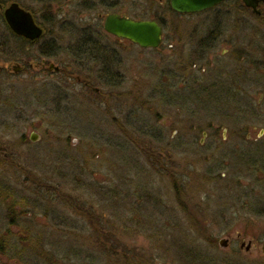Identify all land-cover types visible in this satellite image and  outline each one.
<instances>
[{"label":"rangeland","instance_id":"374dc122","mask_svg":"<svg viewBox=\"0 0 264 264\" xmlns=\"http://www.w3.org/2000/svg\"><path fill=\"white\" fill-rule=\"evenodd\" d=\"M42 1L20 0L44 29L27 48L52 56L0 58V234L16 243L0 264H264L235 241H264V22L239 0L190 15L168 0ZM152 12L159 48L103 29L108 13ZM96 23L111 74L67 54L65 30ZM207 33L213 66L193 68Z\"/></svg>","mask_w":264,"mask_h":264},{"label":"water","instance_id":"95a60500","mask_svg":"<svg viewBox=\"0 0 264 264\" xmlns=\"http://www.w3.org/2000/svg\"><path fill=\"white\" fill-rule=\"evenodd\" d=\"M225 0H169L170 9L179 14H195L210 10ZM242 3L251 8L253 13H257L256 0H241ZM264 2V1H263ZM3 19L10 30L17 36L29 41L39 40L44 29L37 24L33 14L24 9L17 2H11L2 8ZM103 29L106 33L116 38L132 42L141 48H158L162 42L163 29L154 19H135L126 17L118 13H108L103 18ZM13 64L12 70L17 73L21 67ZM49 70L53 69V64L49 65ZM54 67V70H57ZM38 135L31 133L29 140L36 141ZM225 239L219 241L220 246H224ZM264 248V246H263Z\"/></svg>","mask_w":264,"mask_h":264},{"label":"trees","instance_id":"16d2710c","mask_svg":"<svg viewBox=\"0 0 264 264\" xmlns=\"http://www.w3.org/2000/svg\"><path fill=\"white\" fill-rule=\"evenodd\" d=\"M55 2L57 0H44L40 3H42V5L45 6L49 5V2ZM11 2H17L20 6H22L24 9H27L31 12V9L29 8V6L23 5L22 2H20V0H0V15L2 14V7H5L6 5H8ZM79 6V5H78ZM169 3L166 6L167 10H170ZM97 8V6L93 7L92 5L88 6L87 8H83L82 10L76 8L74 11L75 14L78 12H91L92 10H95ZM33 12H31L32 14ZM144 17V16H143ZM141 19H145V18H141ZM150 19H154L156 20L160 25H162L160 23V20L158 18L157 13L152 12L151 14V18ZM56 21L52 20L51 23H47V24H56ZM46 28V24H43ZM43 26V27H44ZM93 34L96 36L95 37L97 40H100V31L102 30V27L96 23L94 24V27L92 29ZM86 29H83L81 27H78L77 25L75 26V29L72 28V30H65V37H68L67 40L71 39L73 41H75L72 45L69 46V51L67 52V54L70 55V57H74V55L78 56L80 59L84 58V59H92V61H99V57L101 56V60H102V67L100 69V71L103 69L104 71L107 70L109 71V68L107 66L106 63V52L103 48V45H98L95 43V40L93 37H91L89 34H87ZM69 35V36H68ZM68 40V41H69ZM70 40V41H71ZM69 41V42H70ZM38 41H29L23 37L17 36L15 35L10 28L7 26V24L5 23L4 19H3V15H1V21H0V58H5L6 60H16L18 57L20 56H25L26 61H27V65L31 62V60H37L40 56L41 58L43 57H50L52 56L51 53H45L43 51L40 50L36 53V55H31L28 52V48L29 46H33L34 44H36ZM28 52V53H27ZM78 60V59H77ZM29 62V63H28ZM82 62V61H81ZM105 62V63H104ZM105 64V65H104ZM156 161V160H155ZM263 177H264V168L261 170L260 172ZM176 178H173L172 184L174 186L175 189V194L178 197V195H181V186L178 185V182L175 180ZM180 190V192H179ZM179 198V197H178ZM6 232H3L0 234V255L2 256V254L6 255L5 257H7V250H12L15 247L16 243H8V241H6ZM29 256V255H27ZM12 258V257H9ZM7 264H16L14 261L11 262L9 261Z\"/></svg>","mask_w":264,"mask_h":264},{"label":"flooded vegetation","instance_id":"af4514ba","mask_svg":"<svg viewBox=\"0 0 264 264\" xmlns=\"http://www.w3.org/2000/svg\"><path fill=\"white\" fill-rule=\"evenodd\" d=\"M264 0H256V2L255 3H257L256 4V9H257V11H259V12H257V13H253V11H252V9L251 8H248V7H246L243 3H242V1L241 0H239V2H240V4L249 12V13H251L255 18H257V19H259L260 21H263L264 22V2H263ZM215 8V7H214ZM213 9V8H212ZM163 26L161 25V28H162ZM163 29V28H162ZM178 34L176 33V34H173V36L174 37H171V42H170V47H172V46H174V45H177V41H178V39H180L181 40V38L180 37H178L177 36ZM94 36H96V35H94ZM93 37V36H92ZM94 38V40H95V43L96 44H98V45H100L101 43L100 42H98L99 40H97L95 37H93ZM116 38V37H115ZM162 38H164L163 36H162ZM161 38V39H162ZM116 39H119V40H124V39H120V38H116ZM193 39H195L194 40V45H193V49H192V51H191V56H192V58H193V60H194V62H191V67H193V68H196L197 66H200L201 65V63H204V64H202L203 66H208V67H211V66H213L211 63H210V61L209 60H211V58L213 57V55H214V53H213V47L212 46H214V43L215 42H213V40L214 39H211L210 38V36L208 35V33L207 34H205V35H203V36H201V37H194ZM126 41V40H125ZM129 42V41H128ZM162 42H163V39H162ZM162 42H161V44H162ZM131 44H133V45H136V44H134V43H132V42H130ZM136 46H138V45H136ZM156 49V48H155ZM222 55H224V51H222V53H221ZM238 55H240V54H237V56ZM241 58V57H240ZM244 57H242V59H243ZM83 59L84 58H82L81 60L83 61ZM99 59L101 60V56L99 57ZM84 61H89V62H92V63H96V61H92V59L90 58V59H86V60H84ZM83 61V62H84ZM102 61V60H101ZM244 61V60H243ZM42 62H43V64H42ZM79 62V61H78ZM238 62H239V59H238ZM102 63V62H101ZM105 63V62H104ZM113 62H111L110 60L107 62L106 61V63L105 64H107V66H108V68H109V73L111 74V70H112V68L113 67H115L114 66V64H112ZM103 64V63H102ZM104 64V65H105ZM44 65H45V60L44 59H41V67H44ZM3 69H7V70H10L11 69V67H10V65H2L1 67H0V71H2ZM85 86H87L86 84H84ZM105 86L109 89V91H110V95H111V93L113 92V91H115L116 89H117V85H108V84H105ZM94 90V92H98V89H93ZM113 93H115V92H113ZM209 132H212V133H216L217 131H216V129L215 130H213V129H211ZM217 134V133H216ZM202 135L204 136V135H206V133L204 132V131H202ZM160 154H162V153H160ZM159 154V155H160ZM161 156V155H160ZM236 235V237H235V241L237 242V243H239V249L240 250H243L245 253H248V254H251L252 252H254V251H259V252H261L263 255H264V248H263V246H264V241H260V240H255V239H244V237H243V235H242V233L241 232H237V234H235ZM226 240V243H225V245L223 246V247H227L226 245H228L229 244V242H230V240L229 239H225ZM216 242V241H215ZM214 241H213V243H215ZM217 243V242H216ZM218 243H219V241H218ZM220 245V244H219ZM222 247V246H221Z\"/></svg>","mask_w":264,"mask_h":264},{"label":"bare ground","instance_id":"6f19581e","mask_svg":"<svg viewBox=\"0 0 264 264\" xmlns=\"http://www.w3.org/2000/svg\"><path fill=\"white\" fill-rule=\"evenodd\" d=\"M168 3H169V0H168ZM3 8V7H2ZM211 10V9H210ZM2 11H3V9H2ZM179 14V13H178ZM121 15H123V14H121ZM126 16V15H125ZM127 17H129V16H127ZM131 18V17H130ZM145 19H150V18H145ZM115 37V36H114ZM36 41H38V40H36ZM159 48V47H158ZM240 158V157H239Z\"/></svg>","mask_w":264,"mask_h":264}]
</instances>
